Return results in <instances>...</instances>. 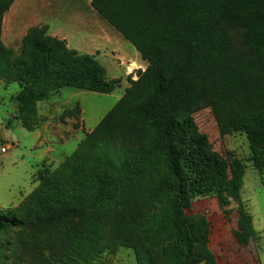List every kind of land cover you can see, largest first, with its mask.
Here are the masks:
<instances>
[{"label": "trees", "instance_id": "1", "mask_svg": "<svg viewBox=\"0 0 264 264\" xmlns=\"http://www.w3.org/2000/svg\"><path fill=\"white\" fill-rule=\"evenodd\" d=\"M0 82L16 83L15 118L38 130L37 104L63 88L110 94L89 54L70 49L45 25L29 28L19 52L2 42ZM91 8L146 63L121 97L57 165L34 174L36 187L0 210V264H92L132 250L135 264H217L198 199H216L242 248L258 234L240 198L246 162L264 172V0H91ZM209 108L220 136L243 134L246 160L223 157L194 120ZM75 106L62 118L79 115ZM18 241L36 242V256ZM48 252L45 254L44 252Z\"/></svg>", "mask_w": 264, "mask_h": 264}, {"label": "rangeland", "instance_id": "2", "mask_svg": "<svg viewBox=\"0 0 264 264\" xmlns=\"http://www.w3.org/2000/svg\"><path fill=\"white\" fill-rule=\"evenodd\" d=\"M48 1L53 2L52 10H59V17L57 15L58 18L55 19L52 26L63 23L75 27L74 31L72 29L68 31V35L71 37L69 48L89 54V49L81 47L86 44L83 41L87 35L82 22L85 19L91 20L93 15L85 13L83 0ZM94 15H96L98 27L103 28L105 33H102L103 42L98 41L96 49L92 50L93 52L96 50L98 55L100 54L96 60L105 68L106 77L121 79V85L110 94L63 88L48 101L37 104V112L41 119L38 130L47 124V134L50 133L53 137L51 141L56 142L54 146L57 152L54 156L49 154V157L57 159L59 162L75 149L77 139L82 138L86 130H92L113 107L124 90L129 87L130 80L137 79L138 71H143L146 67V63L141 60L134 47L102 18L97 14ZM50 19L52 22L53 18ZM4 25V29L7 31L10 25L9 21H5ZM21 30H24V27ZM109 31L115 34V39L108 35ZM5 41L13 46L15 52H19L18 38ZM132 63H135L136 66L129 72V67H134ZM18 91L19 87L16 83L5 86L0 82V148L8 147L6 153H0V210L18 206L36 187L34 174L37 169L43 165L58 164L44 159L42 154L44 149H49L48 144L37 143L35 131H25L15 118L17 110L13 97ZM75 106L79 107L81 112L71 122V132L66 131L68 120L71 119L62 118V116ZM194 120L200 132L206 134L213 149L220 155L223 157L233 156L242 160L249 157L250 151L245 136L240 133L220 136L209 108L195 113ZM70 133L74 135L73 138H70ZM64 140L71 141L69 144H64ZM246 166L240 198L252 217L253 228L259 237L255 244L251 243L248 247L242 248L238 246L237 242L234 246L226 243L227 250L221 251L222 242L219 239L223 232L229 233L232 239H235L231 232L237 218V207L234 204L231 205L234 210L230 216V223H226L216 199L213 198L198 199L194 202L191 211H187L189 215L204 214L206 216L211 227V245L214 246L215 251H218V260L222 264H264V172L259 173L249 162H246ZM36 244V242L24 244L18 241L19 254H27L29 259H33L37 252ZM44 253L48 254L46 251ZM92 264H135V257L132 250L121 247L115 252L103 253Z\"/></svg>", "mask_w": 264, "mask_h": 264}, {"label": "crops", "instance_id": "3", "mask_svg": "<svg viewBox=\"0 0 264 264\" xmlns=\"http://www.w3.org/2000/svg\"><path fill=\"white\" fill-rule=\"evenodd\" d=\"M82 3L84 4V10L86 14H89L93 17L91 20L90 19H85L83 20L84 22H82L83 27L85 28L87 35L84 38L85 40L83 42H85L86 44H84V46H81L83 48H87L89 49V55L94 56L95 58L100 56V54L98 55V52L95 50V52H93L92 49H96L97 46V42L98 41H102L104 40V37L102 35V33H105L103 28L100 29L97 25V19H96V12L91 8L90 3L91 0H83ZM53 6V2L51 1V3L48 0H14L13 4L11 5V7L9 8V10L4 14L3 17V22H2V29H1V38H2V42L4 43V45L7 48H10L12 50L15 51V49H13V46L10 45L9 42H6L5 40H10V39H15L18 38V45L17 47H20V42L22 37L25 35L26 31L34 26H42L45 25L48 27V32L51 36L56 37L58 39L64 40L67 44L68 47H70L69 45V40H70V36L68 35V31L70 29H72L74 31L75 27L74 26H70V25H65L63 24H59V25H54L52 26L55 21L56 18L59 17V10L55 9L52 10ZM58 15V17H57ZM52 22H51V19ZM9 21L10 25L8 26V30L5 31L4 27H5V21ZM66 22V19H65ZM24 27V30H21ZM79 29V26H77ZM108 31V30H107ZM108 35L112 36L115 39V34L112 33L111 31H109ZM107 37V36H106ZM83 39V38H82ZM108 39V37H107ZM77 51V50H76ZM79 52V51H78ZM80 53V52H79ZM85 54V53H84ZM87 54V53H86ZM132 66L129 67V72H131L134 68H135V63ZM131 64V65H132ZM71 120H68V128L66 129V131H70L72 130L71 127V122H73V119H75L74 117L68 118ZM47 124L46 126H43L41 130H37L35 131V136L38 140L37 143H39L40 145H45L48 144L49 149H44L43 151V156L44 159L46 160H50L49 162L51 163H59V161L57 159H51L49 157V154L51 156H54L55 154H57L56 152V148L54 145H56L55 141H51L52 135H50V133L47 134ZM90 130H86V133L89 132ZM70 138H73V134L70 133ZM60 138H62L61 135H59ZM81 138L77 139V143L79 142ZM71 141V140H70ZM70 141L64 140L63 143L64 144H69ZM61 143V144H63ZM48 156V157H47ZM210 234H211V227H210ZM210 234H209V248L210 250L214 253V255L216 256V262L217 264H222L219 262L218 260V251L214 250V246L211 245V238H210ZM219 241L222 242L221 247L222 250H227V244H231V245H236V241L235 239H232V237L230 236V234L227 232H223V235H220V239ZM227 243V244H226ZM239 246V245H238ZM234 248V247H233ZM235 263V262H234Z\"/></svg>", "mask_w": 264, "mask_h": 264}, {"label": "built area", "instance_id": "4", "mask_svg": "<svg viewBox=\"0 0 264 264\" xmlns=\"http://www.w3.org/2000/svg\"><path fill=\"white\" fill-rule=\"evenodd\" d=\"M7 150H8V147H1L0 148V153L4 154V153L7 152Z\"/></svg>", "mask_w": 264, "mask_h": 264}]
</instances>
